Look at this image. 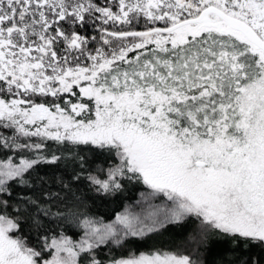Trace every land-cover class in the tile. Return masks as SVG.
Here are the masks:
<instances>
[{"label": "snow or ice", "instance_id": "6c2138e0", "mask_svg": "<svg viewBox=\"0 0 264 264\" xmlns=\"http://www.w3.org/2000/svg\"><path fill=\"white\" fill-rule=\"evenodd\" d=\"M213 242L264 264V0H0V264Z\"/></svg>", "mask_w": 264, "mask_h": 264}, {"label": "trees", "instance_id": "16d2710c", "mask_svg": "<svg viewBox=\"0 0 264 264\" xmlns=\"http://www.w3.org/2000/svg\"><path fill=\"white\" fill-rule=\"evenodd\" d=\"M110 210L109 206H105L99 209L101 213L107 214ZM192 230V225L185 224L182 226H170L162 236L158 237L155 241L158 245H163L172 248L184 247L187 244V237L189 232ZM153 242H149L148 244L140 245L141 250L149 247ZM228 248L227 245L218 244L213 242L210 249L205 253L204 259L206 264H215V260L217 256L226 251Z\"/></svg>", "mask_w": 264, "mask_h": 264}]
</instances>
